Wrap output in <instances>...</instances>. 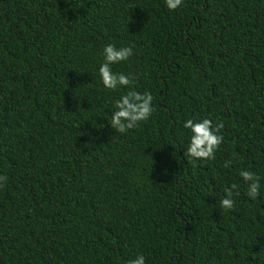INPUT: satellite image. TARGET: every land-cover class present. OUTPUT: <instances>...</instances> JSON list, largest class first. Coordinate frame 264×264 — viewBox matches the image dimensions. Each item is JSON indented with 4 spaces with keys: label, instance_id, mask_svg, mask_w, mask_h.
I'll return each mask as SVG.
<instances>
[{
    "label": "trees",
    "instance_id": "trees-1",
    "mask_svg": "<svg viewBox=\"0 0 264 264\" xmlns=\"http://www.w3.org/2000/svg\"><path fill=\"white\" fill-rule=\"evenodd\" d=\"M108 44L133 85H103ZM130 89L155 110L121 134ZM206 118L215 158L186 157ZM0 175V264H264V0H0Z\"/></svg>",
    "mask_w": 264,
    "mask_h": 264
},
{
    "label": "clouds",
    "instance_id": "clouds-1",
    "mask_svg": "<svg viewBox=\"0 0 264 264\" xmlns=\"http://www.w3.org/2000/svg\"><path fill=\"white\" fill-rule=\"evenodd\" d=\"M169 10L175 11L181 7L183 0H165ZM104 62L99 68V75L103 85L108 89H117L118 87H129L134 84L135 77L116 73L112 69L113 64L129 60L133 54L132 46L117 47L115 44H108L103 49ZM153 96L150 92L139 93L134 89H130L115 103L116 111L113 113L109 124L118 133L124 134L131 129L137 128L141 122L149 120L154 112ZM186 129H190L192 136L190 144L184 155L195 160H210L215 158V153L222 144L224 137L221 131L224 128L223 122L217 121L213 123L211 119H203L202 121H193L188 119L184 124ZM232 161H226L225 168L230 167ZM240 176L248 184L247 195L256 200L261 192V184L259 176L247 170H242ZM7 176L0 175V188L7 183ZM237 188L232 185L230 189H226V196L219 202V206L227 211H231L235 207L233 199V190ZM239 195V192H235ZM127 264H146L145 257L141 254L136 258L129 260Z\"/></svg>",
    "mask_w": 264,
    "mask_h": 264
}]
</instances>
